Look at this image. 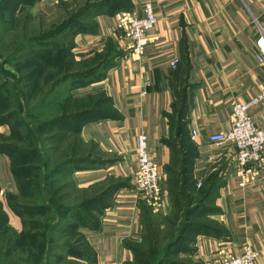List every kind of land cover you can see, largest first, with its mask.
Instances as JSON below:
<instances>
[{
    "label": "crops",
    "instance_id": "crops-1",
    "mask_svg": "<svg viewBox=\"0 0 264 264\" xmlns=\"http://www.w3.org/2000/svg\"><path fill=\"white\" fill-rule=\"evenodd\" d=\"M154 2L157 24L139 54L118 31L116 15L127 11L143 17L142 0H23L17 9L36 19L66 9L77 11L74 17L81 13L70 24L76 29L68 45L45 55L81 65L67 69V81L79 79L68 96L88 104L99 95L109 101V111L99 109L97 100L71 122L85 151L75 157L80 165L71 169V184L87 197L83 205L93 206L79 233L94 253L93 264H137L146 218L174 215L173 188L181 180L194 194L207 187L220 229L190 235L177 264H218L241 255L247 245L254 248L257 264H264V164L247 167L241 187L234 168L236 147L208 140L230 129L233 102H250L264 91L256 24L264 29V0ZM67 32L63 35L69 36ZM50 42L46 44H56ZM176 57L180 64L173 70ZM249 115L264 131V101ZM6 130L0 124V134ZM142 133L163 179L159 213L134 191L137 137ZM20 197L11 159L0 152V215L19 234L26 221L11 202ZM188 234L185 230L179 241Z\"/></svg>",
    "mask_w": 264,
    "mask_h": 264
},
{
    "label": "rangeland",
    "instance_id": "rangeland-1",
    "mask_svg": "<svg viewBox=\"0 0 264 264\" xmlns=\"http://www.w3.org/2000/svg\"><path fill=\"white\" fill-rule=\"evenodd\" d=\"M22 1L0 0V124L7 128L0 134V144L17 145L36 154L13 158L14 166L23 164L30 169L17 174L27 194L17 200L24 208L20 212L26 226L21 234L16 233L0 215V264H93L94 253L79 233L93 206H82L88 199L71 184L72 168L66 165L85 152L71 122L97 100L103 111H109L110 106L104 95L90 104L68 96L71 84H78L79 79L67 81V69L81 65L64 64V56L55 60L34 53L40 49L38 45L49 41L56 43L50 44L53 52L57 46L68 45L76 29L69 23L77 11L66 9L36 19L17 12ZM65 32L69 36H64ZM49 37L53 39L47 41ZM25 47L29 49L22 51ZM180 183L178 180L173 188L174 215L163 219L152 213L146 218L138 264H177L190 235L220 229L214 200H207V187L194 194ZM59 210H63L61 214ZM185 230L188 236L179 241ZM178 241L180 246H171Z\"/></svg>",
    "mask_w": 264,
    "mask_h": 264
},
{
    "label": "built area",
    "instance_id": "built-area-1",
    "mask_svg": "<svg viewBox=\"0 0 264 264\" xmlns=\"http://www.w3.org/2000/svg\"><path fill=\"white\" fill-rule=\"evenodd\" d=\"M143 17L139 18L127 11H120L117 16L118 31L122 30L129 40L135 54L142 53L149 44V33L157 24L154 0H142ZM261 29V37L257 45L261 52L259 61L264 58V29L256 21ZM180 64V58L176 57L171 62V68L176 70ZM264 101V91L255 99L247 103L233 102V120L228 131L210 135L208 140L212 144H233L236 147L234 168L238 170L242 178L241 187L245 186L247 167H260L264 164V131L259 129L252 121L249 110ZM196 132L192 137L196 138ZM136 162L139 167L137 173V187L135 193L145 200L155 213L163 210L162 205V177L158 173L149 147L148 137L142 133L137 137ZM199 183L198 187L201 188ZM218 264H257V254L251 245H247L239 256L221 260Z\"/></svg>",
    "mask_w": 264,
    "mask_h": 264
},
{
    "label": "trees",
    "instance_id": "trees-1",
    "mask_svg": "<svg viewBox=\"0 0 264 264\" xmlns=\"http://www.w3.org/2000/svg\"><path fill=\"white\" fill-rule=\"evenodd\" d=\"M50 36V35H49ZM56 35H51V37H55ZM39 46V48L40 49H38V51H40V52H38L35 48V51H34V53H35V55H44V54H46L47 52H53V50H54V46H53V49H52V46H50V45H47L46 43H41L40 45H38ZM27 49H29V47H25V48H23V49H21L22 51H26ZM60 50V48H57L56 49V51H59ZM59 53V55L60 54H62L63 52H58ZM95 98H90V100H94ZM109 102V101H108ZM78 117V116H77ZM19 127H16V130L17 131H19ZM0 152L1 153H4V154H6V155H8L9 157H10V159H11V162H12V169H13V173H14V175L16 176V178L18 179V176H17V174L20 172V173H22V172H25V171H29L30 169H27L26 168V166H24L23 164H19L20 166L18 167V166H14V163H15V161H14V159L13 158H17V157H19L20 155H29V156H32V155H35L36 154V151H34V150H31V151H22V149L20 148V147H18L17 145L16 146H14V145H12V146H9V147H6V146H4V145H1L0 144ZM80 159H78V158H73L72 160H70L68 163H67V167H68V169H70V168H72V167H74V166H77V165H80V161H79ZM16 164V163H15ZM35 170V169H34ZM18 181H19V179H18ZM19 184H20V181H19ZM20 187H21V197L23 196V197H27V194H25V192L22 190V186H21V184H20ZM11 204H12V206H13V208L15 209V211L22 217V218H24L23 217V213H21L20 211H24V208L21 206V205H18V203H17V201L16 202H11ZM82 206H84V205H82ZM85 207V206H84ZM63 211V210H62ZM62 211H58V213L59 214H61L62 213ZM3 217V216H2ZM3 221L5 222V225L7 226V224H6V221H5V219H3ZM25 226H26V222H25V224H24ZM24 226V227H25ZM8 227V226H7ZM9 228V227H8ZM82 236V235H81ZM82 238H84L83 236H82ZM141 255V254H140ZM138 264V263H137Z\"/></svg>",
    "mask_w": 264,
    "mask_h": 264
},
{
    "label": "water",
    "instance_id": "water-1",
    "mask_svg": "<svg viewBox=\"0 0 264 264\" xmlns=\"http://www.w3.org/2000/svg\"><path fill=\"white\" fill-rule=\"evenodd\" d=\"M80 15H81V13H79L78 15H76V16L74 17V19L69 23V25H70L74 20H76Z\"/></svg>",
    "mask_w": 264,
    "mask_h": 264
}]
</instances>
